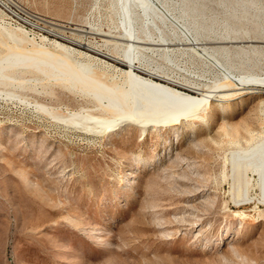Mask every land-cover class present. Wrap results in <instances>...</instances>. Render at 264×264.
<instances>
[{"label":"rangeland","instance_id":"374dc122","mask_svg":"<svg viewBox=\"0 0 264 264\" xmlns=\"http://www.w3.org/2000/svg\"><path fill=\"white\" fill-rule=\"evenodd\" d=\"M167 1L208 47L229 48L216 54L235 72L264 78L263 44L246 42L264 40V0ZM114 2L0 0V264H264L259 176L231 165L233 151L264 140V94L227 96L171 129L89 133L64 119L93 97L90 86L25 55H66L60 43L93 56L107 81L127 66L89 46L114 50L99 32L125 33ZM135 54L181 80H220L189 50Z\"/></svg>","mask_w":264,"mask_h":264},{"label":"bare ground","instance_id":"6f19581e","mask_svg":"<svg viewBox=\"0 0 264 264\" xmlns=\"http://www.w3.org/2000/svg\"><path fill=\"white\" fill-rule=\"evenodd\" d=\"M114 4L125 33L113 36L99 32V35L104 38L108 37L113 40L114 50L103 51L100 48L89 46L92 51L127 66V69L121 70L117 67L118 70L107 81L104 80L105 75L99 76L96 70L98 64L93 63V56L86 58V53H79V55H85V58H76L77 56L72 55L75 53L74 50L60 43H56V46L65 51L66 55L25 54L33 58H40L39 60L46 58L50 61L48 65L59 70L61 75H69L68 80L71 79L75 83L77 79H80L90 86L89 89L87 88L89 94H84L93 97H87L85 103L75 110L70 118L64 119L68 125L81 129L83 132L102 133L103 135L117 133L125 127H132L143 133L149 129H171L196 120L200 122L209 109L221 107L223 99L227 96L249 93L264 94V78L235 72L216 54V51H222L227 58L226 54L229 48L222 45L208 47V43L199 38L197 28L192 26L187 18L177 17L172 12L167 0H115ZM136 16L143 19L145 30L150 27L157 30L159 39L156 37L154 39L150 33L146 34V39L142 38L136 32L135 26L139 27L135 23ZM167 29L172 31L176 41L164 34V30ZM106 41L109 44V40ZM246 42L254 50L259 47L254 43H262L264 47V40H248ZM235 43H239V41L232 38L227 41H213L212 44ZM177 45L186 47L175 48L174 46ZM237 47L232 48L238 50ZM178 49L189 50L206 60L220 75V80H217L214 86L181 80L174 73L170 74L162 67L153 66V63L151 64L135 54L140 51H162L167 54L168 59V56ZM112 69L114 70V68ZM65 79L64 81H67ZM75 90L77 91V89ZM261 104L264 106V99L261 100ZM242 161L246 162L245 170L251 168L252 172L259 176V186L264 200V140L251 148L232 152V169L237 172L241 171L240 162ZM242 200L244 202L245 199L242 198ZM246 200L252 201L250 198Z\"/></svg>","mask_w":264,"mask_h":264}]
</instances>
